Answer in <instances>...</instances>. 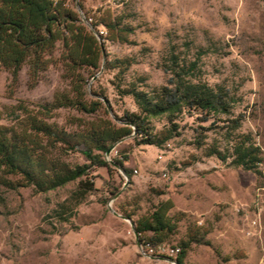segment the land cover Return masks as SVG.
Returning a JSON list of instances; mask_svg holds the SVG:
<instances>
[{"label":"rangeland","instance_id":"1","mask_svg":"<svg viewBox=\"0 0 264 264\" xmlns=\"http://www.w3.org/2000/svg\"><path fill=\"white\" fill-rule=\"evenodd\" d=\"M80 3L88 18L109 12L124 16L132 29L127 43L105 44L104 61H132L124 85L145 78L149 87L167 86L176 64H196V78L234 99L231 117L242 116L240 132L251 134L264 155V0ZM28 73L24 67L14 79L0 67L4 115L11 109L23 119L19 106L37 112L70 90L58 53L37 79ZM116 77L117 70L102 66L86 86L88 99L100 101L107 115L83 116L60 109L49 122L79 132L82 125L115 122L114 116L125 111L136 113L132 99L118 95ZM196 118L185 116L180 137L161 148L138 146L133 139L116 143L105 155L108 169L90 165L80 153L63 154L72 167L88 166L81 180L92 184L93 191L81 199L80 181L47 193L10 190L0 182V264H177L176 253L168 247H177L188 224L208 229L209 234L204 244L190 247L183 264H264V164L255 174L230 165V160L205 157L196 142H216L225 148L226 125ZM16 122L5 118L0 124ZM164 125V120L153 121L156 132ZM113 161L122 163L123 169ZM166 201L173 204L171 214L183 213L186 220L169 246L146 251L137 245L123 212L135 211L134 224Z\"/></svg>","mask_w":264,"mask_h":264},{"label":"trees","instance_id":"2","mask_svg":"<svg viewBox=\"0 0 264 264\" xmlns=\"http://www.w3.org/2000/svg\"><path fill=\"white\" fill-rule=\"evenodd\" d=\"M79 7L83 10L81 3ZM85 15V14H84ZM86 19L88 18L85 15ZM125 17H113L105 12L85 24L78 13L63 3L51 0H0V67L14 79L24 67L31 78L48 70L51 59L58 53L63 69V79L69 84V92L55 96L54 100L41 105L37 112L19 106L23 119L15 112H0V121L10 118L15 125L0 124V182L10 190L33 188L37 193H47L80 181L79 199L93 191V185L81 180L87 176L88 166L72 167L63 154L80 153L90 165L108 169L106 153L118 142L133 139L138 146H156L180 137V122L185 116L200 123L222 122L225 148L218 143L204 145L205 157H216L221 162L260 174L264 155L251 134L241 133L242 116L233 118L235 101L222 88H212L194 75L196 64L189 67L175 65L167 86L149 87L145 78L124 85V79L132 66L130 59L104 61L105 44L127 43L132 29L125 25ZM104 35L99 34V29ZM104 63V64H103ZM117 70L116 91L121 97H130L136 113L125 111L115 122L82 125L79 132L60 128L50 123V116L60 109L75 111L83 116L96 117L107 112L100 101L88 99V79L101 67ZM226 117L225 120H221ZM231 117V118H230ZM164 120L163 129L156 132L153 121ZM120 123L121 126L118 125ZM208 131L209 128H200ZM123 169L122 163L113 161ZM129 177V171H126ZM173 204L161 202L134 223L140 245L146 251H157L169 246L178 235L179 224L186 220L183 213L171 214ZM128 219L135 211L123 212ZM67 221L66 218H61ZM209 230L196 224H188L177 247L169 248L176 253L177 264H183L192 245L204 244Z\"/></svg>","mask_w":264,"mask_h":264},{"label":"built area","instance_id":"3","mask_svg":"<svg viewBox=\"0 0 264 264\" xmlns=\"http://www.w3.org/2000/svg\"><path fill=\"white\" fill-rule=\"evenodd\" d=\"M52 2H54L55 4L57 3H63L66 7L71 8L73 10H75L79 17L81 18V20H85V24L89 25L92 22V18H87L85 17L83 11L80 9L79 7V3L81 2V0H51ZM104 30L102 28L99 29V34L100 35H104ZM152 252V251H150ZM173 253V252H172Z\"/></svg>","mask_w":264,"mask_h":264},{"label":"water","instance_id":"4","mask_svg":"<svg viewBox=\"0 0 264 264\" xmlns=\"http://www.w3.org/2000/svg\"><path fill=\"white\" fill-rule=\"evenodd\" d=\"M84 23H85V20L83 19L82 20ZM109 153V151L106 153V154H108ZM124 219H126V220H128L129 222H130V224H131V226H132V229H133V233H134V235H135V237H136V240H137V245L138 246H140V242H139V239H138V234H137V232L135 231V229H134V224L131 222V220L130 219H128V218H124Z\"/></svg>","mask_w":264,"mask_h":264}]
</instances>
